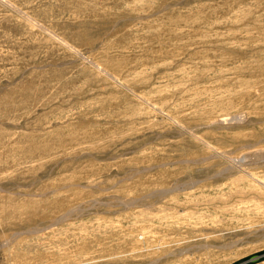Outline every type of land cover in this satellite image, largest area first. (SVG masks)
Wrapping results in <instances>:
<instances>
[{
  "label": "rangeland",
  "instance_id": "rangeland-1",
  "mask_svg": "<svg viewBox=\"0 0 264 264\" xmlns=\"http://www.w3.org/2000/svg\"><path fill=\"white\" fill-rule=\"evenodd\" d=\"M263 150L264 0H0V264H264Z\"/></svg>",
  "mask_w": 264,
  "mask_h": 264
},
{
  "label": "bare ground",
  "instance_id": "bare-ground-1",
  "mask_svg": "<svg viewBox=\"0 0 264 264\" xmlns=\"http://www.w3.org/2000/svg\"><path fill=\"white\" fill-rule=\"evenodd\" d=\"M235 118V117H234ZM225 119V121L228 119H226V118H224ZM221 121L223 120L222 118L220 119ZM223 122H224V120H223ZM264 151V150H263ZM262 152V150L261 151H259V150H252L251 152H250V154H260ZM241 156V155H240ZM245 158V157H244ZM239 160V159H238ZM237 160V161H238ZM240 160H245V159H243V157L242 158H240ZM241 162V161H240ZM242 163V162H241ZM257 181H259V180H257Z\"/></svg>",
  "mask_w": 264,
  "mask_h": 264
}]
</instances>
